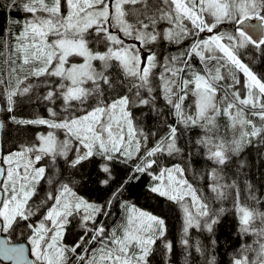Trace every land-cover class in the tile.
I'll list each match as a JSON object with an SVG mask.
<instances>
[{"label":"snow or ice","instance_id":"1","mask_svg":"<svg viewBox=\"0 0 264 264\" xmlns=\"http://www.w3.org/2000/svg\"><path fill=\"white\" fill-rule=\"evenodd\" d=\"M178 247L264 264V0H0V264Z\"/></svg>","mask_w":264,"mask_h":264},{"label":"trees","instance_id":"2","mask_svg":"<svg viewBox=\"0 0 264 264\" xmlns=\"http://www.w3.org/2000/svg\"><path fill=\"white\" fill-rule=\"evenodd\" d=\"M141 203H144V201H141ZM149 203L152 204L153 208L156 207L155 202H149ZM175 224H176L175 220L170 221V226L175 225ZM222 243H225V246H227L226 241H222ZM158 259H159V257H158ZM175 259L177 261V264H183V256L180 254L179 247L177 248V255H176Z\"/></svg>","mask_w":264,"mask_h":264}]
</instances>
